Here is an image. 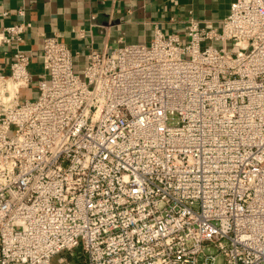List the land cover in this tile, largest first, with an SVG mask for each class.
Instances as JSON below:
<instances>
[{
    "label": "built area",
    "instance_id": "1",
    "mask_svg": "<svg viewBox=\"0 0 264 264\" xmlns=\"http://www.w3.org/2000/svg\"><path fill=\"white\" fill-rule=\"evenodd\" d=\"M29 27L0 28V264H264V0L82 67L45 35L39 74Z\"/></svg>",
    "mask_w": 264,
    "mask_h": 264
},
{
    "label": "crops",
    "instance_id": "2",
    "mask_svg": "<svg viewBox=\"0 0 264 264\" xmlns=\"http://www.w3.org/2000/svg\"><path fill=\"white\" fill-rule=\"evenodd\" d=\"M233 0H0L9 11L0 16V28L26 20L30 27L21 48L31 53L30 69L43 72L41 60L45 35L60 33L78 51L82 67L93 49H111L122 43H149L156 28L183 35L189 17L219 25L229 15ZM24 9V13L19 10ZM95 16L93 19L92 17ZM84 29L85 35L78 36ZM15 45L0 46V72H9Z\"/></svg>",
    "mask_w": 264,
    "mask_h": 264
},
{
    "label": "rangeland",
    "instance_id": "3",
    "mask_svg": "<svg viewBox=\"0 0 264 264\" xmlns=\"http://www.w3.org/2000/svg\"><path fill=\"white\" fill-rule=\"evenodd\" d=\"M63 253L71 258V260H73L75 263L79 262L77 258L81 254L80 248L75 249L74 254H70V252L67 250H65Z\"/></svg>",
    "mask_w": 264,
    "mask_h": 264
}]
</instances>
